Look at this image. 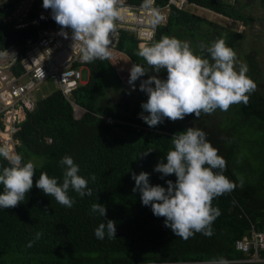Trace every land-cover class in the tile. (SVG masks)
<instances>
[{
    "label": "trees",
    "instance_id": "trees-1",
    "mask_svg": "<svg viewBox=\"0 0 264 264\" xmlns=\"http://www.w3.org/2000/svg\"><path fill=\"white\" fill-rule=\"evenodd\" d=\"M17 1L0 2V51L12 44L20 45L27 37L36 36L42 28L58 25L53 18H43L39 26L19 29L12 22L4 23L3 19L12 12ZM125 2L133 6L144 5V0ZM188 2L242 25L252 21L241 12L237 0L233 3L219 0ZM167 3L168 0H155L154 5L164 8ZM41 5V2L34 5L29 13L31 18L39 15ZM163 36L189 42L195 55L210 62L207 46L224 38L227 46L235 50L243 38L237 30L174 6L167 10L165 23L157 27L154 42L145 45L151 46ZM201 44L206 46L204 50L199 47ZM139 45L133 34L120 32L118 49L132 65L147 67L136 55ZM247 60V76L255 82L258 75L256 61L251 55H247ZM88 68V81L72 93L74 102L84 109L80 118L74 116L71 104L57 89L37 99L35 108L26 112L14 134L17 140L15 154H20L24 163L30 160L35 164V176L33 188L19 206L0 209V264H206L218 257L242 258L243 254L235 248V241L249 234L251 223L255 229L264 231V94L255 89L249 94L246 105H235V118L229 120L234 121L237 116L239 123L248 122L259 131L260 147H263L260 151L252 148L247 153L241 148L242 155L237 156L238 138L228 141L231 135H227L222 141L226 140L228 145L223 149L206 123L207 115L195 119L197 124L194 122L196 126L192 127L206 133L207 140L227 162L223 174L237 187L213 200L212 206L219 208L221 215L211 226V237L195 233L183 240L165 227V218L156 217L150 206L142 204L139 192H133L132 173H148L152 186L166 188L167 180L176 181L174 174L161 179L163 174L154 169L162 160L166 163L167 152L174 150L173 136L188 127L165 119L152 128L140 118L141 105L148 99L147 94L139 90L141 82L152 75L166 79V70L156 73L147 69L146 75L136 81V90L129 91L107 60H94ZM108 70H113L114 74L111 96L97 110L93 95L104 86ZM106 117L112 118V122H107ZM223 123L221 127L226 131ZM147 151L152 152L140 158ZM64 156L73 158L80 169L78 174L89 181L88 187L93 190L91 197L83 198L69 190L68 195L75 200L71 208L58 204L53 197L35 187L41 173H47L62 184L64 169L59 162ZM8 166V160L0 156V170ZM240 173H244L250 186L246 183L240 186ZM93 174L95 181L91 180ZM2 192L3 185H0V194ZM93 203L104 205L107 219L116 222V238H96L94 230L105 222V218L91 212ZM38 232L42 236L36 240ZM29 242H33L31 247H28ZM261 254L264 255V251Z\"/></svg>",
    "mask_w": 264,
    "mask_h": 264
},
{
    "label": "clouds",
    "instance_id": "clouds-1",
    "mask_svg": "<svg viewBox=\"0 0 264 264\" xmlns=\"http://www.w3.org/2000/svg\"><path fill=\"white\" fill-rule=\"evenodd\" d=\"M119 0H43V8L51 9L52 18L62 29L72 30L74 45L81 46V59L84 62L107 60L111 57L110 34L116 29L119 18ZM153 0H144L143 7L150 8ZM42 19L44 17H41ZM65 35H67L65 33ZM201 50L205 45H199ZM206 51L211 58L195 55L190 43L175 37L163 36L151 46L141 43L136 55L145 61L147 67L134 64L130 70L129 84L135 90V82L146 75L147 69L160 73L166 70L167 78L156 75L143 80L139 90L147 94V102L142 103L140 118L149 127L155 128L165 119L178 121L193 115L199 119L201 114L211 115L218 109L228 111L236 104H247L249 94L256 84L247 76L248 68L240 64L236 70L235 51L228 47L224 38L217 39ZM154 85V86H153ZM145 113H147L145 115ZM174 150L166 154L154 171L162 173L161 179L175 175V183L167 180V187L152 186L149 174L132 173L135 181L133 192H139L142 204L150 206L156 217L165 218V227L171 229L176 237L188 240L195 233L211 237L212 224L221 215L214 208L215 198L234 191L237 184L223 173L226 160L218 155V149L207 140L206 133L189 127L171 139ZM145 152L140 158L149 155ZM0 156L8 160L9 166L0 170V209H13L21 204L33 188L35 164L23 162L20 154L11 155L7 148L0 147ZM63 167L62 184L47 173H41L35 183L37 189L46 196L66 207H73L75 200L68 193L74 191L79 197H91L93 190L89 181L79 175V166L71 156L60 160ZM93 174L91 180L95 181ZM243 186L242 177H238ZM91 212L105 218L94 230L97 239L116 238V222L107 219V209L100 203L91 205ZM42 233H36L39 240ZM33 242H29L31 247ZM206 264H231L223 257L213 258Z\"/></svg>",
    "mask_w": 264,
    "mask_h": 264
},
{
    "label": "built area",
    "instance_id": "built-area-1",
    "mask_svg": "<svg viewBox=\"0 0 264 264\" xmlns=\"http://www.w3.org/2000/svg\"><path fill=\"white\" fill-rule=\"evenodd\" d=\"M38 2L43 3V0H18L3 22H12L17 29L39 26L41 17L52 18V11L38 10L39 15L31 18L29 13ZM188 3V0H168L164 8H157L153 0L150 8H145L119 0L117 8L120 15L115 21L114 33L110 34L112 55L107 61L114 65L129 90L133 91L129 84L132 65L126 69L123 67L124 53L118 49L120 32L133 34L140 44L154 42L156 29L165 23L169 7L183 10ZM72 35L71 29L50 26L40 29L36 36L27 37L20 45L12 44L0 51V147L7 148L11 155H15L17 144L14 134L26 112L35 108L37 99L32 92L42 81L52 79L72 108L75 111L81 108L74 102L72 93L83 83L82 69L87 68L89 62L81 59V46L78 43L74 45ZM105 120L112 122L110 117ZM235 248L243 257L228 260L231 263L264 264V255L261 254L264 251V231L255 229L251 223L249 234L236 240Z\"/></svg>",
    "mask_w": 264,
    "mask_h": 264
},
{
    "label": "rangeland",
    "instance_id": "rangeland-1",
    "mask_svg": "<svg viewBox=\"0 0 264 264\" xmlns=\"http://www.w3.org/2000/svg\"><path fill=\"white\" fill-rule=\"evenodd\" d=\"M220 2L225 3H233L234 0H219ZM236 5L241 9V12L244 15L251 17V22L247 25H242L241 23L232 21L228 18L222 17L214 12L212 14L206 13V18L213 20L223 26H226L232 30H237L243 34L242 40L239 41L237 47L235 48V53L237 57V65L236 70H239L240 64H244L247 66L249 70V64L247 60V55H251L256 61L258 67V75L255 79L256 90L260 93L264 94V1L262 0H237ZM204 15V14H203ZM126 64H130L128 59L125 60ZM114 74L113 70H108L107 72V81L104 86L93 95V100L95 103V107L97 110L100 109L102 105H104L110 98V93L112 92V83ZM88 78L87 71L82 69V79L86 80ZM57 90V86L52 79H46L42 81L34 90L33 96L36 99H42L54 91ZM235 105L231 106L230 109L226 112L220 111L219 109L211 115H207L205 117L206 123L208 127L215 132L217 135L216 139L219 145H222L223 149H226L228 142L222 141L227 135H231L228 141H235L238 138L237 144H239L237 148V156L241 154V148L245 152L248 153V150L254 148L258 151L262 150L261 138L259 135L261 134L259 131H256L252 125L246 123H239L237 121L238 117L234 121H229L235 118ZM74 116L76 118H80L84 113L83 109L78 108L76 111L73 109ZM201 115H204L203 113ZM197 119L194 114L185 117L183 120H178L180 124L186 127L196 126ZM224 121V123H223ZM196 122V124H194ZM222 123L226 125L227 129L225 131L222 128ZM194 126V127H195ZM242 147H241V146ZM255 150V151H256ZM253 154V150L250 151ZM242 155V154H241ZM242 157V156H241ZM240 157V159H241ZM258 167V163L255 168ZM243 179V184H247L246 186H250L249 180H246V176L244 173H240ZM247 190L250 191V188L247 187ZM259 206L261 203L258 201Z\"/></svg>",
    "mask_w": 264,
    "mask_h": 264
},
{
    "label": "crops",
    "instance_id": "crops-1",
    "mask_svg": "<svg viewBox=\"0 0 264 264\" xmlns=\"http://www.w3.org/2000/svg\"><path fill=\"white\" fill-rule=\"evenodd\" d=\"M41 4H42V5H41L40 8H39L40 11L44 9V8H43V3H41ZM184 10H187V11H190V12H192V13L198 14V15L204 17V18H206V13L212 14V13H211L212 11H210V10H208V9H205V8H202V7H199V6H196V5H193V4H190V3L187 4V6H186V8H185ZM203 14H204V15H203ZM207 19H208V18H207ZM230 20H231V19H230ZM232 21H233V20H232ZM126 59H128V61H129L130 64L132 65L131 60H130V59L124 54V56H123V67H124L125 69H126L128 66H130V64H126V62H125ZM108 62H109V61H108ZM109 63H110V62H109ZM110 64H111V66L114 68V71H115L117 77L119 78V80L121 81V83L123 84V86H124L127 90H129L128 87L124 84V82L120 79V77H119V75H118V72H117L116 68L114 67V65H113L112 63H110ZM132 66H133V65H132ZM83 69H85V70L87 71V74H88V77H89V68L87 67V68H83ZM82 81H83L82 84H85V83L88 81V78H87L86 80L82 79ZM136 87H137V84H136ZM129 91H132V90H129Z\"/></svg>",
    "mask_w": 264,
    "mask_h": 264
}]
</instances>
